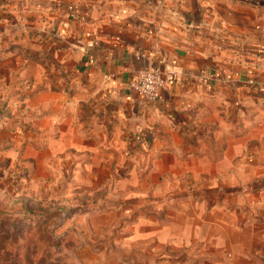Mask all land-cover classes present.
Returning <instances> with one entry per match:
<instances>
[{
	"label": "crops",
	"instance_id": "crops-1",
	"mask_svg": "<svg viewBox=\"0 0 264 264\" xmlns=\"http://www.w3.org/2000/svg\"><path fill=\"white\" fill-rule=\"evenodd\" d=\"M1 62L123 174L85 264H264V0H0ZM150 68L154 102L128 87Z\"/></svg>",
	"mask_w": 264,
	"mask_h": 264
},
{
	"label": "rangeland",
	"instance_id": "rangeland-1",
	"mask_svg": "<svg viewBox=\"0 0 264 264\" xmlns=\"http://www.w3.org/2000/svg\"><path fill=\"white\" fill-rule=\"evenodd\" d=\"M3 63L0 264L90 262L96 249L111 246L103 201L123 174L108 173L106 158L65 148L57 129L44 130L31 104L41 95L37 79L26 76L24 63L9 72Z\"/></svg>",
	"mask_w": 264,
	"mask_h": 264
},
{
	"label": "built area",
	"instance_id": "built-area-1",
	"mask_svg": "<svg viewBox=\"0 0 264 264\" xmlns=\"http://www.w3.org/2000/svg\"><path fill=\"white\" fill-rule=\"evenodd\" d=\"M170 74V73H169ZM165 83V74L159 68L143 69L129 82V89L148 102H154Z\"/></svg>",
	"mask_w": 264,
	"mask_h": 264
}]
</instances>
